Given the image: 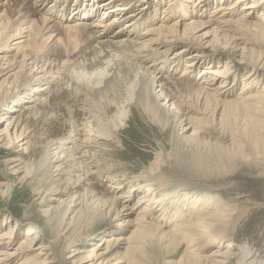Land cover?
Listing matches in <instances>:
<instances>
[{
  "label": "bare ground",
  "instance_id": "bare-ground-1",
  "mask_svg": "<svg viewBox=\"0 0 264 264\" xmlns=\"http://www.w3.org/2000/svg\"><path fill=\"white\" fill-rule=\"evenodd\" d=\"M261 9L264 0H0V46L23 38L13 43V55L0 56L1 110L16 101L0 117V153L21 141V152L39 154L26 162L10 157L8 163L18 162L6 166L12 175L22 173V181L30 174L39 187L44 175L63 180L59 191L40 192L41 206L67 193L55 199L62 207L57 215L51 216L52 206L34 215L24 211L22 221L30 223L17 242L18 223L10 226L11 217H2L0 264H66L74 243L68 238L57 251L64 230L80 219L91 223L102 212L122 219L125 232L132 226L131 233L102 238L75 264H158L173 251L180 257L161 264H264L263 241L255 252L252 237L236 239L244 229L240 224L235 231L237 219L247 209L217 204L206 188L184 180L173 184L168 176L170 168L220 176L244 163L264 164ZM60 107L66 108L67 131L35 137L28 119L45 118V124ZM130 111L159 125L168 144H160L137 172L114 170L104 158ZM75 113L83 117L80 124L72 121ZM211 131L227 143L203 136ZM89 175L101 183L109 179L111 195L101 204L94 201L98 192L90 188ZM81 185L86 189L73 190ZM8 191L0 180L4 201ZM156 211L169 213L168 230L148 219ZM35 213L48 221L49 239L32 221H40Z\"/></svg>",
  "mask_w": 264,
  "mask_h": 264
},
{
  "label": "rangeland",
  "instance_id": "rangeland-1",
  "mask_svg": "<svg viewBox=\"0 0 264 264\" xmlns=\"http://www.w3.org/2000/svg\"><path fill=\"white\" fill-rule=\"evenodd\" d=\"M46 1L49 3V1L51 0H46ZM164 5L165 2L161 4L160 9H162ZM211 6H213V4H210V8ZM13 8L14 7H12V9ZM257 14L260 15V17L264 16V9L259 10ZM52 38H50V40H48L47 43H49ZM16 41H23V38H20V35L16 36L15 39L12 40L9 45L7 44L5 46L6 48L4 46H0V56L5 55L6 53H7L6 55H13L16 49V47H14L15 44L13 45V43ZM84 51H87V49ZM172 51H170L168 54H170ZM207 63L208 62L199 64L198 68L200 69L201 67L206 66ZM182 69L183 66L181 65L178 68L176 75L180 74ZM197 73L198 70H196L191 75L192 76L191 78L195 77ZM240 75L238 78H240ZM240 83L241 82L238 81V88L236 86L234 89L235 93L239 91ZM21 98L25 99L24 97ZM15 102L16 101H12L10 104H7L6 108L2 110L0 106V117L3 115V113L4 114L6 113L7 109L15 108L16 107ZM65 110L66 108L60 107V110L58 109L53 113L55 118L48 119L45 124L43 123L45 118L28 119L27 124L30 127V129L33 130L32 134H34L35 132L34 134L35 137H39L38 134L40 133H45V135L43 136H47V137L49 136L57 137L60 136L63 132L67 131L68 124L65 123L66 117L62 115ZM80 115L81 114L75 113L73 117H71L73 119L72 121L75 120L74 122L76 124H80L83 118ZM129 118L130 119L129 121H127L125 127L123 126L121 127V129L116 130L115 133L119 141L117 139L118 142H116L114 147H112L113 151H110L108 154L105 153L104 158H106V163L108 161L107 165L111 167L112 164L111 168H114V170L116 169L118 171L119 169V170H128V171L137 172L142 169L143 165H145L148 161H150L153 158V155L159 150L160 144L166 146L167 148H168V144H167L166 132L159 130V125L150 122L148 120H144L143 118L139 117L136 114H133L132 116L131 111L129 113ZM67 120H71V119L68 118ZM0 124H2L0 125V129H1L4 126V122H0ZM203 134H204L203 136L209 138L212 141L213 140L217 142L219 141V143H223L224 145L227 143L226 138H224V136H222L221 134L218 135L217 132L211 131L209 133L210 135L208 133H203ZM219 137L220 139H218ZM21 143H22L21 141H18L16 143V146L18 145V147L14 149L13 148L4 149L2 152L5 155H1L0 153V180L5 181L6 183H8L9 186V191L5 195L6 196L5 201L3 200L4 198L0 196V224L2 223L3 216L11 217L12 222H6V224L10 226H13L15 221L18 223V225L16 226L17 233H14V235L16 236L15 239L16 242L20 240V238L23 236L24 230L27 227H29V224H27V222L30 223V220L22 221L23 218L22 216H20L24 211H27L29 214L34 215V212L39 213L38 211L39 209L41 210V209L54 207L52 208L53 211L51 212V216L57 215V213H59V209H61L62 207L61 205L60 207H56L57 201L55 199H57V197L61 195L67 194V193L64 194L58 193L57 195H52V200L50 202H46L45 205L41 206L38 203L40 201V197H39L40 192L41 191L45 192L49 188L57 189L59 191V189H62V187L64 186L63 180L61 178L59 179L58 177L51 179V175H47L46 177L44 175L42 181L43 185L41 184V186L39 187L36 184L35 180H32V182H30V180L33 179L30 174L26 176L24 180L20 181L19 177L23 175L22 173L18 175H12L8 171L6 166L8 167L11 166V164H18V162L8 163V159L10 157H15V158L18 157L20 158L21 161L26 162L29 159L31 160L35 159L39 154V151L37 149L28 151V153L21 152L20 150L22 146ZM172 170H175L176 172ZM166 171L168 172V170ZM170 172L171 175L168 174ZM168 173L167 174L168 176H170V179L173 184H179V180H184L190 183H194L196 184L195 186H202L203 189L206 188V190L212 192L206 194H210L213 197H215L217 199V204H219L218 202L222 201L223 204L226 203V205L229 207L231 206L233 208L236 207L239 210L243 209L244 210L243 212H245V210L247 209L246 215L241 214L240 217L237 219V221L238 220L240 221L237 223L235 231L237 229H239L240 231L241 225H243L244 229L238 234V237L236 239L239 243H241L245 238L248 239L252 237V240H250L251 242L249 244V247H251L253 250H255V252H257V250L259 249V243H261L262 241L264 242V164L255 165V164L244 163L236 167L234 170H231L220 176H214V175L202 176L199 174H193V176H188L185 173H181L180 170L173 168H170ZM172 174L174 175V177H172ZM88 179H89L88 181H90V188L94 189L95 192H98L95 193L93 197L100 198V200L94 198L96 204L98 201L99 204H101L106 197L109 198L108 196H110L111 194L106 193V188H107L106 183L109 182V179H105L104 183H101L99 179L94 175L92 176L89 175ZM180 186L185 187L182 185ZM37 187L39 191H34L37 190ZM82 187L86 189V186L81 185V187L80 186L75 187L73 190L76 189L79 190V188ZM47 194L49 193H46V195ZM89 194L90 193H88V195ZM199 194H205V193H199ZM255 207H257V210L254 211L255 214L252 213V215H250L249 211L251 210V208H255ZM57 208L59 209L57 210ZM172 212H174V210H172ZM38 213H35V215L37 214L36 216H38ZM38 217L40 221L36 222L35 218L31 216L32 221L35 224L39 225V227L43 228L45 237L49 239L50 235L48 230V221L46 220L45 217L42 216H38ZM112 217L113 216H111L110 214L104 215V212H102V217L94 219L91 223H86V221L82 222V220L80 219L78 221H75V223L71 224L70 227L64 230L62 236H60L57 242L58 246L56 244L57 251L63 249L67 245L69 240L74 243V245L65 253V256H71L68 257V259L66 260L67 262L66 264H70V262L75 264L77 259L74 260V258L85 255L87 251H90V249L93 248L95 245L101 244L102 243L101 240L104 237H109L111 235L114 236L120 235L123 238L128 237L133 227L131 226L129 230L125 232V227H124L125 225H123L124 222H121L123 220L113 219ZM150 217L148 218L150 221H152L154 224L158 223V225H162L164 227V230H168L171 226L170 225L171 222H169V213H167L166 215H161L159 211H156L154 215ZM132 218L133 216L127 219H132ZM120 223H122V225H120ZM226 240L230 241L232 239L230 237L227 238ZM123 251L124 249L122 248L118 252L121 253ZM173 254L175 256H173ZM179 257H180V252L173 251L170 252L169 254H165L162 259H159L160 260L159 262L161 264L162 262L166 261V258L175 262V260H177ZM84 262L85 261L82 260V261H78L76 264H87ZM91 263L93 264L94 262L92 261ZM97 263L98 261L94 264Z\"/></svg>",
  "mask_w": 264,
  "mask_h": 264
}]
</instances>
